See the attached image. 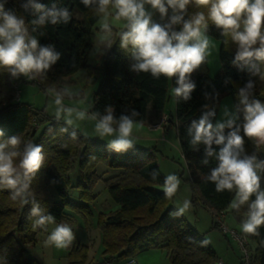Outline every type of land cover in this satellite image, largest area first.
<instances>
[{
	"label": "trees",
	"instance_id": "obj_1",
	"mask_svg": "<svg viewBox=\"0 0 264 264\" xmlns=\"http://www.w3.org/2000/svg\"><path fill=\"white\" fill-rule=\"evenodd\" d=\"M39 3L51 7L53 3L60 8H67L71 13L68 23L56 25L46 24L32 31L31 21L37 14L29 8L22 7L26 0H0L6 11H13L22 16L29 26L30 35L38 39L41 45H52L61 54L60 59L45 74L36 75L40 84L58 90L60 85L69 83L71 75L80 68L87 70L88 81L95 83L99 80L94 92L90 112L104 113L106 106L114 107V114L118 118L122 113H130L132 109L139 112L135 117L137 122L147 120L149 106L155 119L164 116V107L167 101L169 82L175 85V78L168 79L161 76L153 78L150 73H134L130 71L133 62L131 49L120 47V33L112 30L111 38L100 46V66H91L88 63V55L97 42L93 33V26L101 16L95 15L91 8L85 7L81 0H38ZM111 10V9H110ZM204 12L207 15V6L189 4L185 18H189L196 12ZM82 14L80 18L75 14ZM154 22L163 23L159 13L152 19ZM179 30L180 26H176ZM206 35L219 41L218 59L219 71L208 77L203 73L206 64L192 74L191 79L196 87L191 93V99L187 102L175 97V129L179 141L181 154L186 161L189 172L188 181L194 193L203 200L216 215L223 213L235 197V190L229 192H217L215 184L207 180L210 170L217 166L215 157H206L204 145L193 149L187 129L192 120H198L206 111L217 112V102L221 95L232 98L234 105L238 103L239 89L246 83L254 81L252 98L264 102V82L260 83L259 75H253L251 65L242 62L233 63L236 45L231 42L230 36L221 34V30L209 21ZM111 44L110 48L107 45ZM256 63L257 67L264 71V65ZM8 73L0 69V93L4 94L5 102L0 104V130L4 135L0 141L6 140L12 135L26 138L31 142L39 125L48 122L44 126L38 141L51 144L45 152V160L41 169L31 181V192L46 214L54 216L56 221L66 219L67 209L78 213L89 212L84 202H74L68 198L67 189L70 180L66 174L71 158L76 154L78 146L69 142L70 134L75 131L80 142H84V151L80 158V171L78 173V187L80 198L83 201H91V187L93 173L91 162L103 159L112 168L124 170V177L105 180L108 192L119 209L113 213L102 215L100 227L102 230V243L104 245L102 262L86 261V247L78 246L69 252V264H104L105 261H120L126 258L136 257L139 252L150 248H165L170 264H216L219 260L213 248L206 242L203 236L191 226L183 215L175 216L177 210L172 206L165 192L157 191L153 185H164L165 177L153 160V151L150 149H129L123 153L110 152L102 143L82 138L78 131L61 121L47 116L42 110H35L31 105L15 99L11 93L12 85L7 80ZM18 81V79H17ZM34 81V79H31ZM14 91V90H13ZM212 117V122L215 119ZM166 125L172 122V118H166ZM241 114L238 124H242ZM66 129V130H65ZM229 129H225V133ZM242 136L243 131L241 129ZM246 153L257 154L256 145L252 140L244 137ZM44 146V145H43ZM81 146V143H80ZM23 148V144L21 149ZM216 151L219 146L213 145ZM207 159L208 163L203 161ZM259 159L264 160V156ZM157 173L156 179L152 173ZM261 188H264V173H261ZM52 187L61 201H54L51 193L44 192L45 187ZM251 199H254L252 197ZM242 205L239 210L233 209V213L246 210ZM31 204L23 205L19 200H13L7 189H0V264H37L33 259H19V253L23 245L35 243V235L43 228H34L33 220L29 216ZM258 235L247 234L248 238L256 243L251 256V264H264V225L258 229ZM80 248V249H78Z\"/></svg>",
	"mask_w": 264,
	"mask_h": 264
},
{
	"label": "clouds",
	"instance_id": "obj_2",
	"mask_svg": "<svg viewBox=\"0 0 264 264\" xmlns=\"http://www.w3.org/2000/svg\"><path fill=\"white\" fill-rule=\"evenodd\" d=\"M81 3L104 18L101 31L105 36L112 31L107 22L109 16L117 21H126V30L120 33V47L131 49L133 62L130 71L150 73L156 79L161 76L175 78L176 86L172 92L177 102L190 100L196 87L191 77L209 54L210 41L206 35L209 21L221 30L222 35L230 36L236 45L233 63L251 65L253 75H259L264 81V71L254 63L264 65V0H81ZM192 3L207 6V15L198 11L186 19L187 7ZM146 5L157 11L165 22H154ZM22 7L25 10L31 8L37 14L31 21L32 31L46 24H66L71 19L70 11L66 7H57L55 3L47 7L38 0H26ZM178 25L179 30L176 28ZM110 47L111 44L107 45ZM97 53L103 54L94 48L90 55ZM60 56L52 45H41L30 35L29 26L22 16L6 11L0 4V69H5L14 79L21 76L34 79L36 75L49 71ZM254 86V81L249 80L245 87L239 89L235 111L225 109L226 119L214 124L211 118L215 111H206L198 120L191 121L187 134L193 149L202 144L206 157H215L218 161L207 176V180L215 184L216 191L235 190V198L230 204L232 209L239 210L247 204L246 218L241 222L242 231L258 235V229L264 225V188H261L260 174L264 173V160L255 154H247L244 147V137L252 140L257 148L264 144V102L252 98ZM64 95L71 93L64 89L55 94L57 119L62 115L72 117L75 114L77 119L83 120L87 116L97 121L95 130L100 137L114 136L108 148L116 153L134 148L132 133L138 123L135 120L139 116L138 111L132 109L117 118L114 107L109 105L103 114L93 112L89 115L85 111L64 107ZM241 114L243 122L238 124ZM66 122L69 125L73 123L70 118ZM225 129H229L227 134ZM3 135V130H0V136ZM70 135L75 138L76 132ZM213 145L219 146V151ZM44 160L42 145L23 142L17 135L0 141V189L9 190L11 199L19 200L23 205L31 204L29 216L34 218L33 227L46 229L47 225L55 223V218L46 214L30 190L31 181ZM203 163L207 164L208 160ZM156 175L153 171L152 178L156 179ZM179 184L177 175L166 176L165 195L169 198L174 195ZM189 206L190 202L184 201L173 215H182ZM74 239L71 227L64 223L56 225L48 236V242L57 248L69 247Z\"/></svg>",
	"mask_w": 264,
	"mask_h": 264
},
{
	"label": "rangeland",
	"instance_id": "obj_3",
	"mask_svg": "<svg viewBox=\"0 0 264 264\" xmlns=\"http://www.w3.org/2000/svg\"><path fill=\"white\" fill-rule=\"evenodd\" d=\"M4 1L10 2L11 0ZM75 16L80 18L82 14L77 12ZM100 18L93 26V33L97 42L94 44L90 53L93 52L94 48L100 49V46L108 41V35L105 36L101 31V25L104 23V18ZM107 22L109 24L118 23L116 20H113L111 16L108 17ZM116 25L117 24H114L115 27H117ZM207 37L210 41V45L203 73L211 78L220 69V62L218 59L219 41L214 37L208 35ZM90 53L88 55L89 65L100 66L99 53L96 55H90ZM9 76L10 75H8L7 78L8 81ZM98 82L99 80L95 83H90L88 81L87 70L85 68H80L73 73L70 82L60 85L58 90L40 84V79L37 76L34 78V81L21 76L17 81V88L19 91L18 101L31 105L35 110H42L47 116L56 118L57 105L54 103L55 94L58 91L67 89L71 95H64L62 101L63 106L85 111L90 115L92 99L94 92L97 89ZM262 82L264 81H260V83ZM172 89L173 85L169 82L164 113L166 116L172 118V122H169L167 131L162 135L161 131L150 130L146 121L138 122L132 133V139L134 141L133 149H150L153 151V160L157 164L162 176L166 177L169 174L177 175L180 184L174 195L169 198L172 203L171 205L178 209L183 206L184 201L187 200L190 202L189 208L182 215L213 248L217 259L221 260L222 264H247L244 261V251L242 250L239 241L232 235V230L240 235L239 240L242 241L244 248L248 252V264H251V256L254 252L256 243L249 239L247 233H244L241 229V222L246 218L247 205L245 207L246 210L239 212L238 215L233 213L231 207L227 208L223 213L216 215L215 211L206 205L203 200L194 193L191 184L188 181L189 172L186 161L180 151L174 124L175 97ZM11 93L14 95L15 91L12 90ZM4 102V94L0 93V104ZM216 108L217 112L213 121L214 124L226 119V117H224L225 109L229 112L235 111L233 100L228 95H221L219 97ZM69 118L73 121L71 125L66 122ZM60 120L66 125L76 129L82 138L96 140L102 143L109 152L112 150L108 148V143L114 138V136L100 137L95 130L96 120H92L87 116L85 119L80 120L75 117V114H73L72 117H65L62 115ZM47 124L48 122H42L31 140V142L37 145H42L45 152L50 149L51 144H46L42 140L39 142L38 138L44 126ZM68 139L71 141L69 143L78 146L79 148L76 154L71 158L69 168L66 172L70 180L67 195L68 198L74 202L86 203L89 212L78 213L75 210L67 209L65 211L66 219L62 221L55 220V223L47 225L46 229L43 228L42 231L36 233L35 243L23 245L19 253V259L21 261L25 259H33L37 264H69V252L72 248L78 246L86 247L85 253L87 262H102L104 260V245L102 243L100 218L102 215L113 213L119 209V205L113 201L108 192L105 180L124 177V170L110 167L103 159H97L95 162H91V172L93 173L92 180L94 181L90 189L92 199L91 201L81 200L79 188L82 189L83 184L80 183L78 187V173L80 171V158L84 151L85 144L83 141L80 142L78 136L75 138L69 137ZM21 140L26 142V138H21ZM256 152L257 154L255 155H257L258 158L264 156V144L260 145L258 148L256 146ZM153 187L159 192H165L164 185L155 184ZM44 192L51 193L54 201H61L52 187H45ZM61 223L67 224L71 227L75 235L73 243L67 248H57L55 245L48 242V236L50 233L56 225ZM223 227L226 228V232L223 231ZM137 257L139 264H170L167 251L162 247L143 250L138 253Z\"/></svg>",
	"mask_w": 264,
	"mask_h": 264
},
{
	"label": "crops",
	"instance_id": "obj_4",
	"mask_svg": "<svg viewBox=\"0 0 264 264\" xmlns=\"http://www.w3.org/2000/svg\"><path fill=\"white\" fill-rule=\"evenodd\" d=\"M146 9H147L149 12L152 13V19H153V18L157 15V13H158L157 11L151 9V6H149V5H147ZM110 11H113V12H114V10H112V9H111ZM111 17H112L113 20H115L113 16H111ZM101 18H102V17H101ZM101 18H100V19H101ZM116 21H117V20H116ZM114 22H115V21H114ZM117 22H118V23H111V24H109L110 27H111V29L114 30L115 32H119L120 30L124 29V28H125V25H126V21H124V20H119V21H117ZM114 24H117V25H116L117 27H115ZM111 33H112V31H111ZM110 36H111V34L109 33L108 36H107V40H109ZM19 78H21V77H19ZM166 118H167V116H166V114L164 113V116H163L161 119H155V118L153 117V115H152V111L149 109V111H148V117H147L146 122L148 123V127H149L150 130H153V131H161L162 135H164L165 132L167 131V128H166V130L164 129V126L166 125V121H165ZM164 119H165V120H164ZM135 258H136V260H137V262H138V257L136 256ZM117 261H118V260H117ZM219 261H221V260H219ZM138 264H139V262H138ZM221 264H222V261H221Z\"/></svg>",
	"mask_w": 264,
	"mask_h": 264
},
{
	"label": "built area",
	"instance_id": "obj_5",
	"mask_svg": "<svg viewBox=\"0 0 264 264\" xmlns=\"http://www.w3.org/2000/svg\"><path fill=\"white\" fill-rule=\"evenodd\" d=\"M28 79V78H27ZM9 82L12 85L13 90L15 91L14 97L16 100H18L19 98V91L17 88V79L12 78L11 76H9ZM165 120V119H164ZM223 231L226 232V228L223 227ZM232 235L239 241L242 250L244 251V261L248 264V252L247 250L244 248L243 243L241 240H239L240 235L237 234L235 231H231ZM104 264H138L137 260L135 257H131V258H126L120 261H105ZM216 264H221V261H218Z\"/></svg>",
	"mask_w": 264,
	"mask_h": 264
}]
</instances>
